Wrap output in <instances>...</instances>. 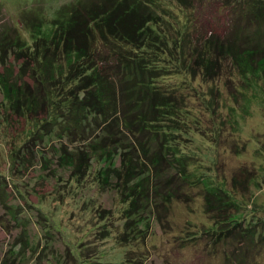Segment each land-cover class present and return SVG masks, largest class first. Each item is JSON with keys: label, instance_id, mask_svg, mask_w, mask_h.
Masks as SVG:
<instances>
[{"label": "trees", "instance_id": "16d2710c", "mask_svg": "<svg viewBox=\"0 0 264 264\" xmlns=\"http://www.w3.org/2000/svg\"><path fill=\"white\" fill-rule=\"evenodd\" d=\"M92 1L73 0L57 6L52 13H48L45 6L23 8L29 10L30 15L22 16L20 26H15L12 33V28L1 32L0 46L5 44L8 48L0 57L1 63L5 65L9 52L19 63L13 80L10 78L13 73L9 77L0 72V91L4 97L0 107L3 109V105L9 104L12 114L30 118L27 124L37 130L28 142L42 141L50 134L54 137L55 130L67 132L66 135L80 147L71 150L63 144L60 162L71 164L74 174L80 177L89 171L93 161L103 164L99 171L101 178L114 169L117 158L122 159V165L127 168L137 148L146 155L149 142L143 140L154 133L161 142L159 149L153 144L151 163L154 175L162 177L161 156L165 158L172 152L175 160H179L181 156L178 155L186 154V147L184 152L176 151L173 135L192 131V128L188 131L174 124L177 123L175 116L187 105L185 92L192 88L190 84L198 81L202 86L214 88L222 81L228 65L248 80H264V0ZM209 11L215 16L219 12L230 15L234 35L209 36L202 47H198L200 38H191V35L199 14L206 15ZM22 27L26 33L30 32L32 42L21 32ZM175 77L182 78L185 83L176 86L178 82L175 85L168 82ZM172 89L179 92L170 100L168 95H172ZM191 118L202 126L200 130L206 129L207 132H203L206 137L216 139L213 136H218V128H214V132L202 125L197 116L191 115ZM114 129L117 130L115 134ZM63 133L58 137L64 138ZM129 139L132 142L127 141ZM156 139L153 136L151 142L155 143ZM23 147L19 148L18 158ZM131 165L124 168L125 171L123 167L114 170L120 180L125 177L120 182L125 186L135 174ZM141 165L139 172L142 174L147 168L143 161ZM187 165H182L180 179L189 177ZM168 166L172 168V163ZM152 175H143L145 177L132 186L133 209L129 218L133 213L134 217L142 215L149 208L150 190H156L157 185L150 184ZM197 178L199 181L193 185L201 184L202 178ZM235 181L233 188L221 183L216 185L214 192L206 186L202 188L206 193V213L216 221L211 230L204 229V233H212L209 246L214 250L235 239L238 242L250 240L258 234L253 229L264 226L263 218L260 222L245 221L249 202L254 198H238L234 191ZM187 184L191 187L192 182L186 180L180 185ZM165 198L172 200V193ZM260 210L257 209L262 213ZM139 221L141 219L131 218L127 222V227L132 228L122 236L127 243L131 237L139 239L141 229L135 231ZM259 230L263 234L262 228ZM198 237L200 235L192 233L184 242L189 241L191 246L197 247L202 263L201 258L213 255V251L195 244ZM225 254L228 264H236L229 253ZM126 255L122 264H144L143 260L135 259L132 252ZM95 264L107 263L97 261Z\"/></svg>", "mask_w": 264, "mask_h": 264}, {"label": "rangeland", "instance_id": "374dc122", "mask_svg": "<svg viewBox=\"0 0 264 264\" xmlns=\"http://www.w3.org/2000/svg\"><path fill=\"white\" fill-rule=\"evenodd\" d=\"M68 2L73 0H0V37L4 29L12 28V33L15 26H20L22 16L30 15L28 11L33 6H45L46 11L52 13L57 6ZM176 11L179 13V10ZM231 19L230 15L221 12L216 16L210 11L206 15L199 14L191 38H200L198 47H202L209 36L221 38L234 35ZM21 29L28 41L32 42L30 32L26 33L23 27ZM7 49L5 44L0 46V57ZM7 56L5 65L0 61V72L9 77L13 73L10 77L13 80L17 76L19 62L12 52ZM234 70L227 66L221 76L222 81L215 85L218 88L202 86L197 81L190 84L191 89L184 90H187V105L179 116H175L177 123L174 124L188 131L192 128V131L189 134L179 131L173 135V139L176 151L184 152L186 147V154L178 155L181 156L179 160H175L172 152L165 158L161 156L164 171L162 177L155 176L151 163L153 144L159 149L161 141L160 138L156 139L154 133L146 135L143 141L149 142L147 153L143 155L141 148H137L134 162L128 163V166H134L131 165L135 174L126 186L120 183L125 177L120 180L114 171L128 168L122 165V159L117 158L114 169L105 174V178H101L99 172L103 164L96 161L80 177L74 174L71 164L60 162L63 144H67L71 150L79 146L78 142H73L66 135L67 132L55 130L54 137L50 134L42 141L28 142V138L35 137L33 133L37 130L35 126L27 124L30 118H19L12 114L7 106L9 104L3 105V109L1 106L0 264H95L97 261L122 264L129 252L133 253L135 259L143 260L144 264H228L225 252L236 260V264H264V226L254 228L258 234L250 240L223 242L221 246L224 245L215 250L209 246L212 244L209 234L212 233H204L206 229L211 230L216 221L206 213V193L202 188L206 186L214 192L219 183L233 188L234 179L237 182L234 191L238 198H254L249 202L245 221L260 222L261 218L264 219V80H248ZM181 80L175 77L168 82L172 85L178 82V86L181 82L185 83ZM173 92L174 89L172 95H168L170 100L172 97L175 99L179 91ZM3 100L0 91V102ZM191 115L197 116V120L207 128H218V136H213L216 139L206 137L203 134L207 132L206 129L200 130L202 126ZM59 133H63L64 138H59ZM153 136L155 143L151 142ZM127 141L132 142L131 139ZM22 145L21 157L18 158ZM142 161L147 170L141 174ZM169 163H172V168L168 166ZM185 163L188 164L186 172L189 177L180 179ZM148 173L153 174L150 184H157L156 190H150L147 199L150 201L149 208L142 215L134 217L136 214L133 213L129 218L133 209L132 186ZM197 176L202 178L201 184L193 185L199 181ZM186 180L192 182L191 187L188 184L183 186ZM169 193H172V200L165 198ZM253 205L258 206L262 213ZM131 218L141 219L139 227H135V231L140 228L141 233L138 234L139 239L131 237L127 243L122 236L131 232L132 228L127 227ZM192 233L200 235L195 244L201 247L205 245L213 251V255L201 258L202 263L197 247L191 246L189 241L184 242Z\"/></svg>", "mask_w": 264, "mask_h": 264}]
</instances>
